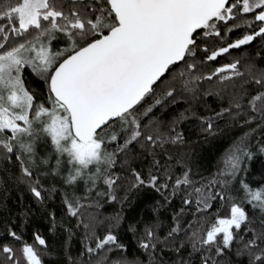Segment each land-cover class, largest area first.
I'll return each instance as SVG.
<instances>
[{"label": "snow or ice", "instance_id": "6c2138e0", "mask_svg": "<svg viewBox=\"0 0 264 264\" xmlns=\"http://www.w3.org/2000/svg\"><path fill=\"white\" fill-rule=\"evenodd\" d=\"M257 41L264 0H0V264L50 256L39 229L25 236L24 192L51 233L58 215L75 218L64 230L82 250L66 245L67 264H264V173L251 176L264 157V47L215 66ZM191 120L205 143L233 133L210 178L194 179ZM143 191L162 198L151 222L124 213ZM108 203L120 211L102 217Z\"/></svg>", "mask_w": 264, "mask_h": 264}, {"label": "trees", "instance_id": "16d2710c", "mask_svg": "<svg viewBox=\"0 0 264 264\" xmlns=\"http://www.w3.org/2000/svg\"><path fill=\"white\" fill-rule=\"evenodd\" d=\"M262 47H264V45L257 41L250 46H246L245 48L232 50V56L228 57L227 59L219 60V62L216 63L215 66H219L220 63L228 62V60H230L232 57L254 54ZM207 101L210 106L218 109V102L214 97H208ZM185 107H187V105L184 103V101L179 100L175 105L170 106L169 115H171L173 112L183 111ZM184 129L186 131V135L190 139L200 141V143L197 144L196 148V151L198 153V168L196 170L197 174L195 175L194 179L200 180L202 178H210L216 172L220 156L227 148L230 137L233 135V133L225 130V132L218 137L210 138L208 142L205 143L203 142V137L199 136L197 133L196 121L191 120L186 122L184 125ZM262 173H264V157L258 156L251 163V176L259 179ZM19 194V192H14L12 195L11 203L14 208L19 207V204L17 203V196ZM158 200L162 201V198L158 193H155L154 191H143L135 198L133 207H124V213L129 217L130 220H142L145 222H151V220L156 215V213L153 212L151 205ZM23 203L27 206H31L35 211V215L30 218L28 231L25 234L26 238L31 235L34 229H39L48 238L49 244L51 245V253L49 257H46V264H67L66 245L67 251L74 256L82 250V234L77 231V234L73 235L71 241L69 242L68 233L64 230L75 225V218L65 217L63 221H61L60 215H58L57 220L58 222L63 223L64 227L53 234L49 231L51 227L49 223L50 218L39 210V205L35 203V201L27 192H24ZM46 203L47 211L59 212L61 204L60 195H55L53 199L48 200ZM180 204L181 201L179 197H177L174 200L172 206L167 207L166 209L162 208L160 210V219L167 223L173 211L179 209ZM98 211L101 213L102 217L111 216L115 212L120 211V205L115 203L104 204V206ZM142 227L143 226H141V228ZM122 238L128 246V255L130 257L140 254L139 249L136 245V240L131 233L125 234L124 232H122Z\"/></svg>", "mask_w": 264, "mask_h": 264}, {"label": "rangeland", "instance_id": "374dc122", "mask_svg": "<svg viewBox=\"0 0 264 264\" xmlns=\"http://www.w3.org/2000/svg\"><path fill=\"white\" fill-rule=\"evenodd\" d=\"M52 183H56L59 186V181L58 180H46L45 185L50 186Z\"/></svg>", "mask_w": 264, "mask_h": 264}]
</instances>
